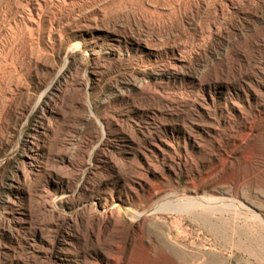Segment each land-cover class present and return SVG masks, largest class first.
<instances>
[{
  "label": "rangeland",
  "instance_id": "rangeland-1",
  "mask_svg": "<svg viewBox=\"0 0 264 264\" xmlns=\"http://www.w3.org/2000/svg\"><path fill=\"white\" fill-rule=\"evenodd\" d=\"M0 264H264V0H0Z\"/></svg>",
  "mask_w": 264,
  "mask_h": 264
},
{
  "label": "bare ground",
  "instance_id": "bare-ground-1",
  "mask_svg": "<svg viewBox=\"0 0 264 264\" xmlns=\"http://www.w3.org/2000/svg\"><path fill=\"white\" fill-rule=\"evenodd\" d=\"M34 5H36V4H34ZM32 11V10H31ZM35 11V13H36V10H34ZM33 22V21H32ZM115 260V259H114Z\"/></svg>",
  "mask_w": 264,
  "mask_h": 264
}]
</instances>
